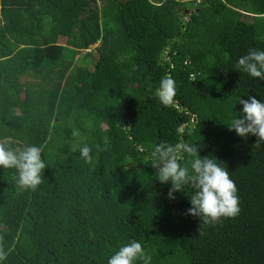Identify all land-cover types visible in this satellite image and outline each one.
Instances as JSON below:
<instances>
[{
	"label": "trees",
	"instance_id": "1",
	"mask_svg": "<svg viewBox=\"0 0 264 264\" xmlns=\"http://www.w3.org/2000/svg\"><path fill=\"white\" fill-rule=\"evenodd\" d=\"M250 48L264 50V0H0V141L47 165L35 191L0 168V264H107L133 240L150 264H264V143L228 127L240 99L264 102L236 66ZM160 142L222 163L239 215H188L191 184L170 199L147 159Z\"/></svg>",
	"mask_w": 264,
	"mask_h": 264
},
{
	"label": "clouds",
	"instance_id": "2",
	"mask_svg": "<svg viewBox=\"0 0 264 264\" xmlns=\"http://www.w3.org/2000/svg\"><path fill=\"white\" fill-rule=\"evenodd\" d=\"M236 66L251 77L264 81V50L250 48L247 54L238 59ZM155 96L165 106L174 101L176 82L170 75L166 74L161 78L159 87L155 89ZM239 104L242 105V113L233 118L228 127L240 137H247L249 134L256 136L255 146L258 147L264 143V102L249 96L247 100L240 99ZM8 143L10 141L7 139L0 141V168L15 169L17 186L22 190L35 191L42 183V173L47 167L42 159L43 148L33 145L14 149L7 147ZM80 153L86 163L92 162L91 149L87 145L80 148ZM182 154L194 157L189 166L182 165ZM147 159L152 161L161 184L171 182L172 187L168 193L170 199H174L173 194L181 191L186 184H191L195 189L190 197L191 208L188 215L199 217L202 223L210 225L218 223L221 218L239 215L240 201L235 181L215 157H201L196 143L173 145L160 142ZM9 251L0 246V262L7 258ZM138 259L143 260L144 264H150L151 258L145 255L142 244L133 240L121 246L108 259L107 264H134Z\"/></svg>",
	"mask_w": 264,
	"mask_h": 264
},
{
	"label": "rangeland",
	"instance_id": "3",
	"mask_svg": "<svg viewBox=\"0 0 264 264\" xmlns=\"http://www.w3.org/2000/svg\"><path fill=\"white\" fill-rule=\"evenodd\" d=\"M99 5L102 6V4H99ZM189 13H190V11L186 10L184 13H182V16H186V15L189 14ZM185 19H187V18H185ZM60 42H61L62 44H64V40H63V39H61ZM94 56H95L96 58H98L97 53H95ZM78 57H79V56H77V58H78Z\"/></svg>",
	"mask_w": 264,
	"mask_h": 264
}]
</instances>
